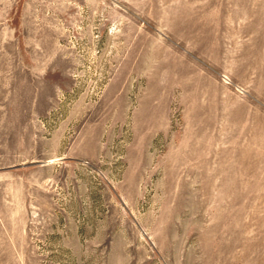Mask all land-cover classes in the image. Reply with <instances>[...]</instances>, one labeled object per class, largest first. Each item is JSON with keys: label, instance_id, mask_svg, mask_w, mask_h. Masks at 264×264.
I'll use <instances>...</instances> for the list:
<instances>
[{"label": "rangeland", "instance_id": "374dc122", "mask_svg": "<svg viewBox=\"0 0 264 264\" xmlns=\"http://www.w3.org/2000/svg\"><path fill=\"white\" fill-rule=\"evenodd\" d=\"M0 264H264V0H0Z\"/></svg>", "mask_w": 264, "mask_h": 264}]
</instances>
